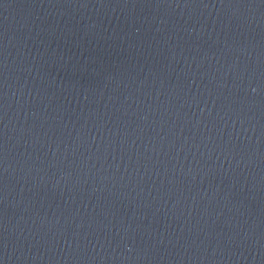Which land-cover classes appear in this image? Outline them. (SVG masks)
Listing matches in <instances>:
<instances>
[{"label":"water","instance_id":"1","mask_svg":"<svg viewBox=\"0 0 264 264\" xmlns=\"http://www.w3.org/2000/svg\"><path fill=\"white\" fill-rule=\"evenodd\" d=\"M0 264H264V0H0Z\"/></svg>","mask_w":264,"mask_h":264}]
</instances>
